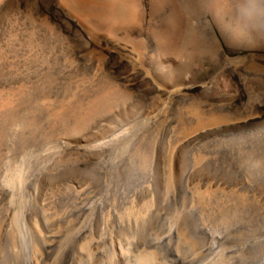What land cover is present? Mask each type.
Wrapping results in <instances>:
<instances>
[{
  "label": "rangeland",
  "instance_id": "obj_1",
  "mask_svg": "<svg viewBox=\"0 0 264 264\" xmlns=\"http://www.w3.org/2000/svg\"><path fill=\"white\" fill-rule=\"evenodd\" d=\"M224 1L184 0L139 87L0 33V264H264V0ZM83 102L81 130L51 115Z\"/></svg>",
  "mask_w": 264,
  "mask_h": 264
},
{
  "label": "bare ground",
  "instance_id": "obj_2",
  "mask_svg": "<svg viewBox=\"0 0 264 264\" xmlns=\"http://www.w3.org/2000/svg\"><path fill=\"white\" fill-rule=\"evenodd\" d=\"M183 2L0 0V33L7 32L9 38L19 46H30L31 42H38L42 37L55 40L61 46L66 61H88L94 68L113 74L119 82L124 81L127 85L133 83L139 87L143 85L142 68L152 60L162 65L173 61L177 51H169L167 45L176 47L185 40L187 26ZM225 3L224 0H212L214 8L222 7ZM85 7H100L103 14L95 16L75 10ZM211 20H216L215 14H211ZM210 23L206 18L203 26L208 29L220 53L226 56ZM196 88L194 86L188 90ZM20 93L18 87L0 91V117L10 116ZM106 98L105 93L99 94L96 104L106 102ZM70 107L63 104L54 108L51 115L59 117L70 113L71 129H83L91 117L93 105L83 102Z\"/></svg>",
  "mask_w": 264,
  "mask_h": 264
}]
</instances>
